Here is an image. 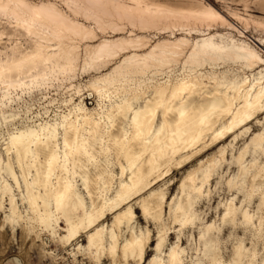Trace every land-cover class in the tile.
I'll return each mask as SVG.
<instances>
[{
  "label": "bare ground",
  "instance_id": "bare-ground-1",
  "mask_svg": "<svg viewBox=\"0 0 264 264\" xmlns=\"http://www.w3.org/2000/svg\"><path fill=\"white\" fill-rule=\"evenodd\" d=\"M63 1L71 13L93 21L103 33L124 31L125 23L143 30L163 23L177 28L193 22L208 30L217 24L234 28L211 5L186 10L144 0ZM0 16L8 19L4 24L0 21V43H7L0 51V106L6 110L21 100L18 89L31 92L44 86L50 77L71 81L76 78L79 63L84 70L92 69L125 55L111 72L93 79L87 87L99 97L95 112L84 105V90L72 85L81 100L59 122H41L9 133L3 147L7 161L0 159V196L8 198L11 214L22 217L13 193L15 186L33 224L59 239L64 247L85 237L86 255L95 264H103V260L111 264H181L179 243L169 251L167 263L161 260L166 242L162 231L153 248L155 256L146 259L150 238L137 232L136 210L141 211V219L149 227L161 224L167 202L163 193H156L157 186L210 150L237 140L264 115V58L247 42L220 33L195 41L175 38L150 46L148 38H133L131 32L129 38H102L93 44L99 40L96 31L51 2L0 0ZM4 38L8 42L4 43ZM146 48L150 51L138 53ZM213 58L238 62L251 74L239 76L231 69L218 74L217 65L207 73L197 70ZM181 63V75L169 72L166 79L157 78L164 75L165 68ZM4 112L7 123L17 117ZM119 120L122 126L119 134H114ZM262 143L264 133L252 140L256 159L264 157ZM42 151H48V155L45 165L38 168ZM248 152L245 149L235 160L241 174L246 178L254 170L252 183L264 182V168L256 161L249 168L244 166ZM99 157L106 160L105 170L95 166ZM111 158L121 171L113 198L108 197L115 178L108 170ZM83 159L91 163L90 171L84 167L79 170ZM203 166L199 164L184 176L179 202L176 197L170 203L173 224L180 231L193 224V195H199L210 181L213 165ZM33 173L37 178L32 180ZM78 179L82 180L90 207L86 197L79 195L75 185ZM261 185H253L249 198L258 195ZM91 189L96 190L94 196ZM95 198L100 199L99 203ZM4 204L0 201V211ZM237 212L233 203L228 204L222 221L234 222ZM109 217L113 218L110 228L105 226ZM254 218L252 213H243L244 223ZM57 229L63 235L58 236ZM212 230V225L205 228L200 241ZM125 233L129 238L124 239ZM242 252V247L236 249L240 259Z\"/></svg>",
  "mask_w": 264,
  "mask_h": 264
},
{
  "label": "rangeland",
  "instance_id": "rangeland-1",
  "mask_svg": "<svg viewBox=\"0 0 264 264\" xmlns=\"http://www.w3.org/2000/svg\"><path fill=\"white\" fill-rule=\"evenodd\" d=\"M34 3L51 2L57 4L71 18L78 20L87 27L93 28L98 34V44L102 38H129L131 32L137 37H146L150 40V46L156 45L159 42L175 38H186L192 41L201 39L207 34H224L233 36L236 40L245 41L247 44L257 50L264 58V0H144L149 4H155L173 9L190 10L195 7L211 5L217 9L234 28L223 27L220 24L213 26L208 30L207 26L199 23H189L184 27H169L170 24L163 23L158 28L149 30L133 29L125 23L126 30L114 32L108 30L103 33L100 29L88 19L75 16L71 13L63 0H30ZM64 2V3H62ZM6 19V20H5ZM1 23H7L8 19L0 16ZM7 21V22H4ZM5 26V25H4ZM161 26V27H160ZM3 26L0 25V29ZM3 29H1L2 31ZM23 39L25 37H22ZM21 38V39H22ZM17 39V38H15ZM3 42H8L4 38ZM7 44V43H5ZM0 43V51H4V45ZM150 51V48L141 50L140 54ZM187 51H190L188 49ZM128 55V54H126ZM122 55L114 62L95 68L84 70L83 64L79 63L76 78L66 80L63 77L48 78L44 86L34 89L29 92L28 89H18L21 100L12 105V109L6 110V107L0 106V159L3 162L7 161V156L3 152L4 144L9 139V133L15 132V129H23L26 127H34L38 123L54 124L60 121L61 116L68 114L73 109L75 104L80 102V97L75 94L72 85L81 87L84 90V105L91 111L98 109L99 97L91 92L87 87L93 79L107 74L124 58ZM185 58L181 59L184 62ZM183 63L175 64L171 68H165L164 75H158V79H166L169 72L176 76L183 72ZM217 65L218 74L231 69L239 76L244 73L250 75L251 72L244 71L238 62L228 61L226 59L218 60L213 58L209 63L206 62L204 67L197 69L200 73L210 72L212 66ZM264 68V65L262 66ZM173 70V71H172ZM137 77L136 80H139ZM127 87V86H126ZM24 91V93L22 92ZM23 93V94H22ZM22 94V95H21ZM73 98V101L70 100ZM5 114L15 113L17 117L11 123H7L3 119V111ZM6 114V115H7ZM5 115V116H6ZM122 122L118 121V126L115 128L114 134H119ZM246 131V132H245ZM240 133L239 138L235 141L229 140L207 152L203 157L197 160L192 165L187 166L184 170L175 172L165 182H161L156 189V193H163L166 198L164 209L161 215V224H152L151 227L141 219V211H137V232H142L146 237L150 238L147 246L146 259L149 260L155 256L153 250L157 243L160 231L166 234V242L162 249L160 258L167 263V255L169 251L176 245L180 244L181 264H264V182L257 181L252 183V174L250 171L245 178L240 171V167L235 160L241 155L245 149L250 150L243 159V164L250 167L255 161L259 166L264 168V157L256 156L253 152V138L258 134L264 133V115L260 116L257 121L247 127ZM63 132H60L61 139ZM61 142V141H60ZM261 147L264 148V143ZM98 146L95 145L94 149ZM48 151L41 152V162L38 168L45 165ZM109 171L110 175H114V181L108 192V197L113 198L119 187L120 170L114 163V158H111ZM211 162V163H209ZM206 168L213 165L211 178L199 195H193V224L183 230L175 227L173 224V215L171 213V205L173 198H181L180 186L185 175L191 170L197 169L199 164ZM208 163V164H207ZM106 160L97 159L98 170H105ZM84 167L85 171H90L91 163L83 159L79 164V170ZM87 167V169H86ZM108 174V173H107ZM84 175V173H83ZM3 177L7 180L4 173ZM36 173L31 174V179H36ZM110 178V177H109ZM243 178V179H242ZM245 178V179H244ZM262 183V187L252 198H249L253 185ZM11 184V183H10ZM94 184V183H92ZM79 195L86 197L87 206L91 203L87 197L85 187L82 186V180L78 179L75 183ZM114 186V187H113ZM235 186V187H233ZM241 190L238 191V188ZM14 186V196L18 207L19 215L13 216L9 210L8 198L3 199L0 196L1 203H5L0 211V264H95L88 259L86 238H80L72 246L64 247L59 239L50 235V233L42 230L38 224H33L30 220L26 206L22 202L21 192ZM94 193L96 190L91 189ZM161 190V191H160ZM163 190V191H162ZM110 193V195H109ZM198 196V197H197ZM248 197V198H247ZM96 199V198H95ZM250 199V200H249ZM6 200H8L6 202ZM100 199H96L95 203H99ZM135 203V202H134ZM234 204L238 208L234 222L224 223L221 218L225 214V208ZM137 207L136 204L134 208ZM252 213L255 216L249 223L243 222V213ZM113 218L109 217L105 221V226L110 228ZM212 225L213 230L210 235L206 236L204 241H200L201 234L205 233V228ZM148 226V227H147ZM174 226V227H173ZM192 227V228H191ZM58 230V236L63 235L62 231ZM124 239L129 238V234L123 235ZM207 241V242H206ZM208 245L206 246L205 244ZM81 246V249H79ZM242 247L243 256L240 259L236 254V249ZM84 250V251H80ZM85 255V256H84ZM87 256V257H86ZM103 264H111L110 260H103ZM147 264V263H146Z\"/></svg>",
  "mask_w": 264,
  "mask_h": 264
}]
</instances>
